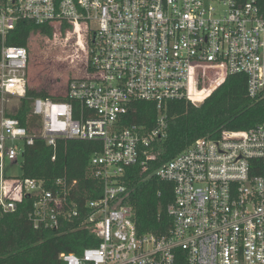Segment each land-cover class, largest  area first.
Returning a JSON list of instances; mask_svg holds the SVG:
<instances>
[{"label": "built area", "instance_id": "2783aa9c", "mask_svg": "<svg viewBox=\"0 0 264 264\" xmlns=\"http://www.w3.org/2000/svg\"><path fill=\"white\" fill-rule=\"evenodd\" d=\"M18 21L68 25L93 33L88 74L72 79L64 100L36 98L33 126L4 109L25 97L26 48L0 49V212H14L28 196L34 230L87 229L99 241L80 255L60 254L64 264H264V122L200 138L154 175L172 184L167 235H140L126 204L125 168L155 159L167 138L164 106H196L229 75L246 76L255 98L264 88V0H0V37ZM133 101L153 102V127L123 126ZM17 108V107H15ZM15 110V109H14ZM13 110V111H14ZM99 141L90 159L101 196L83 208L77 184L6 177L5 164L23 163L35 140ZM69 228V227H68Z\"/></svg>", "mask_w": 264, "mask_h": 264}, {"label": "trees", "instance_id": "16d2710c", "mask_svg": "<svg viewBox=\"0 0 264 264\" xmlns=\"http://www.w3.org/2000/svg\"><path fill=\"white\" fill-rule=\"evenodd\" d=\"M63 25L62 30L69 29ZM53 27L36 25L30 21H18L2 41V44L27 48L33 35L52 38ZM93 35V33H92ZM82 43L84 39H81ZM83 47L81 45L80 49ZM44 92L27 87L26 95L8 116L20 120L23 126H33L36 119L30 114V104L36 98H48ZM50 98V97H49ZM61 101L64 98H51ZM167 116V138L155 145V159L147 163L146 170L140 166L125 168L123 179L129 190L126 204L134 211V222L140 235H167L172 220L167 207L173 202L172 184L159 180L155 171L164 163L188 149L200 138L216 139L224 130H247L264 122V88L255 98L247 91L246 76L229 75L225 82L208 97L200 107L185 100L169 101L164 106ZM157 117L153 102L133 101L123 116V126L153 127ZM99 141L59 140L56 146L46 145L37 139L26 148L22 163V179L42 181L46 188L62 179L76 182V200L80 207L88 200L101 196V187L91 177L90 159L100 153ZM32 200L26 196L17 204L14 212H0V264H64L62 253L80 255L85 248L96 246L99 241L87 229L72 225L61 231L34 230L28 220ZM176 264H186L185 252L177 251Z\"/></svg>", "mask_w": 264, "mask_h": 264}, {"label": "rangeland", "instance_id": "374dc122", "mask_svg": "<svg viewBox=\"0 0 264 264\" xmlns=\"http://www.w3.org/2000/svg\"><path fill=\"white\" fill-rule=\"evenodd\" d=\"M53 29L52 38L33 35L28 41L27 86L46 93L50 98H63L72 79L84 78L88 74L92 33L87 35L82 29L62 30L59 26H53ZM81 39H84L83 43ZM18 105L19 101L12 99L4 109L12 112ZM4 172L6 177H20L22 163H6Z\"/></svg>", "mask_w": 264, "mask_h": 264}, {"label": "water", "instance_id": "95a60500", "mask_svg": "<svg viewBox=\"0 0 264 264\" xmlns=\"http://www.w3.org/2000/svg\"><path fill=\"white\" fill-rule=\"evenodd\" d=\"M202 104H200V103H198L197 105H196V107H200Z\"/></svg>", "mask_w": 264, "mask_h": 264}]
</instances>
